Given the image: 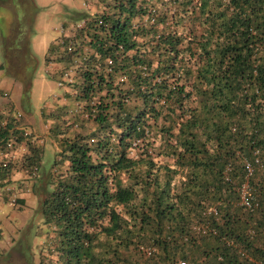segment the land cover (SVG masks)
I'll use <instances>...</instances> for the list:
<instances>
[{"label":"trees","instance_id":"16d2710c","mask_svg":"<svg viewBox=\"0 0 264 264\" xmlns=\"http://www.w3.org/2000/svg\"><path fill=\"white\" fill-rule=\"evenodd\" d=\"M94 1L64 24L56 59L61 88L81 93L50 128L55 172L68 169L40 178L41 140L0 112V150L22 154L0 159L7 201L24 205L14 174L37 181L48 264H264V0ZM103 9L110 29L95 35ZM74 113L97 130L72 136Z\"/></svg>","mask_w":264,"mask_h":264},{"label":"rangeland","instance_id":"374dc122","mask_svg":"<svg viewBox=\"0 0 264 264\" xmlns=\"http://www.w3.org/2000/svg\"><path fill=\"white\" fill-rule=\"evenodd\" d=\"M83 1L84 0H35L34 2V0H0V67L3 66L2 69L0 68V88H4V86H8L12 83L9 87L11 91L15 87L13 78L19 81L22 84L23 98L19 99L20 102L22 100V105L25 92L30 91L29 112L31 115H26V107L23 106V110L25 107L23 111L25 114L23 123L29 131L32 130L39 140H41L40 143L44 146V157L42 160V171L44 173H49L55 160H57L56 143L54 142L55 133H51L50 127L48 130L44 127L45 131L37 135L33 131V121L30 119V116H32L34 120L39 121L42 110L48 105L53 104L56 97L62 92V86L59 85L60 83L51 79L47 74L46 54L50 42L55 39L56 32L53 31V29L59 28V23L70 18L69 15L81 12ZM34 3H36V6ZM6 51L8 54H11V61L7 57L8 54L6 55ZM82 69H84V65ZM9 70L11 75L9 74ZM69 90H71L72 93L75 92L71 88ZM73 95L80 96L81 93H74ZM95 99L98 101L100 98L97 97ZM46 125L48 126V124ZM62 128L65 129L64 127ZM58 142L59 139H57V143ZM159 145L160 141H157L155 146L158 148ZM130 155L134 157L136 151L132 150ZM58 158L60 160L62 159L59 157V154ZM157 162L164 163L161 159L157 160ZM65 167L66 164L64 165V168ZM64 168L61 170L63 173L66 172ZM54 174L58 175L59 170L58 172L51 173L52 176ZM43 176L44 174L41 175V177ZM35 182L37 181L34 179V181L28 184L27 181L24 182L22 179L14 185L13 189L15 191L23 190L25 193L26 190L31 191L33 189ZM18 183L22 184L18 185ZM37 199V208L30 209L28 207L30 205L26 206L24 204L22 208L19 210L17 209V212H15V207L17 206H14L12 207L13 211L5 214V219L8 222L12 221L14 212L17 213L18 219L15 223L19 224L21 228L18 229L17 232H13L10 238L11 243H8L9 248L3 250V254L6 253L3 258H7L9 255L8 253H12L8 261L3 262L4 264H48L50 262L51 257L48 251H40V247L47 242V238H45L46 234H44L45 232L41 234L44 238H37L35 235L36 233L34 234L32 232V228H34L32 223L38 219L40 212V201L38 196ZM15 223L11 222L8 230L17 228L18 226H16ZM27 227L29 228L28 230H30L28 233L26 232L28 231ZM24 241L27 243L23 244L22 242ZM26 245L31 246L32 258L23 256V250Z\"/></svg>","mask_w":264,"mask_h":264},{"label":"crops","instance_id":"0c3cea01","mask_svg":"<svg viewBox=\"0 0 264 264\" xmlns=\"http://www.w3.org/2000/svg\"><path fill=\"white\" fill-rule=\"evenodd\" d=\"M34 2H35V0H34ZM94 2H95L94 0H84L82 3L81 12L84 11L85 13H87V12L92 11V9H96L97 5H95ZM34 4L36 6V3H34ZM77 14H79V12ZM74 15H69V17H72ZM65 23H66V25H67V23L71 24L72 21L70 20V18H67V19H65L59 23V28L53 29V31L56 32L55 33V39L52 42H50V45H49V48H48V51L46 54L47 74L51 79H54L56 82H57V77L55 76L56 70H60L62 68V63L60 61L56 60L57 57H59L58 54L62 50L59 41H60V38L63 36V34H68L67 30L63 29V27L65 28V25H64ZM49 30H51V29H49ZM0 68L2 69L3 66ZM13 80L15 83V87L13 90L10 91V88H9L12 83L8 86H4V88H1L9 94V97H7V98L0 97V110H7L8 106L14 105L16 107V110L18 109L21 112H23L25 110V109L24 110L22 109V107L24 105H22V100H21V102L19 100V99L23 98L22 84L19 81H16L14 78H13ZM33 82H34V80H33ZM33 82H32V87H33ZM69 89L66 90L65 88L64 89L61 88L62 92L60 95H58L56 97L53 104L48 105L45 109L42 110L41 115H40L41 118L39 121L34 120L33 117L30 116V119L33 121V123H32L33 124L32 125L33 131L37 135H39L40 132L45 131L44 127H46L47 130L49 127L51 128V130L53 128L58 130V131L61 130V128H62V126H61L62 122L61 121L66 119V117H65L66 112L68 110L69 111L74 110L76 108V106L79 104L77 101V96H74L73 95L74 93H72V91H70ZM26 112H27L26 115L30 114L29 111H26ZM23 114H24V112H23ZM47 114L50 115V119H51L50 123H46V118L48 117ZM74 115H75V119H73L72 121H74L75 125H74V128H71V131H70L72 133V136H74L76 134L92 135L97 130V125H95L93 122L87 121V119H86L87 114H84V113L75 114L74 113ZM46 124H48V126ZM56 132L57 131H54V133H56ZM51 133H53V132L51 131ZM56 138L58 139V136H55V140H54V142L56 143L55 145H56L57 160H58L59 159L58 154L60 152V148L58 146V143L56 142L57 141ZM65 164H66V167L64 168ZM68 166H69V162L64 161V163L61 164V166H59L58 169L61 168V170H62L64 168L67 171ZM55 170H56V168H54V166H53L51 168V170L49 171V173L55 172ZM59 173H62V172H59ZM42 174H44V176L46 178L48 173L42 172ZM12 177H13V180H16L15 183H17L19 181V179L21 178V177L18 178L17 174H14V176H12ZM40 178H41V176H40ZM43 181H44V179H43ZM35 186L37 187L38 184ZM28 189H29V187H28ZM34 189L35 188L33 187V189L31 191L26 190V192L23 193L22 196L20 197L21 200L24 201V204L26 206L30 205V206H28L30 209L37 208V200L38 199H37L36 193L34 192ZM6 193L7 192H3V190L0 189V254L3 253V250H5V249L7 250L9 248L8 243L9 244L11 243L10 238H11V235L13 234V232H17L18 229L21 228V227H19L20 226L19 224L15 223V221L18 219L17 218L18 215H17V213H15V212H17L18 207H15V212L13 214L12 221L7 222L5 219V214L13 211L12 207H14V205H12L11 203H9L7 201L8 195ZM39 208H40V206H39ZM36 221H34L32 223V225H34V228L31 227L32 232L34 234L36 233V230L39 231V229H36ZM11 222H14L15 225L18 227L15 229H12V230L11 229L8 230L9 224H11ZM28 229L29 228L27 227V230ZM26 232L28 233V232H30V230H28ZM37 238H39V237H37ZM24 242L27 243L26 241H24Z\"/></svg>","mask_w":264,"mask_h":264},{"label":"built area","instance_id":"2783aa9c","mask_svg":"<svg viewBox=\"0 0 264 264\" xmlns=\"http://www.w3.org/2000/svg\"><path fill=\"white\" fill-rule=\"evenodd\" d=\"M105 14H106L105 13V9H103L102 13L100 14L101 17L100 16L98 17L97 23L91 28V31H94L95 29L97 30L95 35H102L103 33H106L107 31H109V29H110L109 25H104L103 16ZM134 25H136V23ZM83 27H84V22H81V23L77 24V28L78 29H81ZM99 29H101V30H99ZM89 39H90V42H91V37L90 36L88 37V40ZM60 43L63 44L64 47L66 46L65 42H60ZM76 43H78V42H76ZM76 49H77V44H75V42L74 43H70L68 45L69 53H73L74 51H76ZM108 62L112 63L111 60H108ZM72 68L74 69V67H72ZM71 75H73L72 70H70L68 73H66L65 77H64L65 79H68V82L66 80L65 81L67 83H70V84L73 82V80L70 79ZM59 85L63 86L64 82H60ZM0 97L7 98V97H9V94L7 92H5L3 89L0 88ZM17 111L19 113H17ZM0 112L3 114L1 125L4 126L9 121H12L13 119L16 118L17 128L19 130H27V131H29L26 128L25 124L23 123L24 121H22V119H21L22 117L24 118V114L20 110H15V111L4 110V111H0ZM12 142H14V141H12ZM12 142L9 143V145H8L9 148L6 149V150H10V152H6V150H4V151L0 150V159H7V158L10 157V158H13L14 160L18 161V158L22 157V154L20 152L16 153V150L18 149L19 143H17V141L14 142V143H12ZM243 204L246 205L249 208H252V204H251V202L248 199V185L247 184H245L244 187H243ZM145 253L147 255H150L151 251H145ZM180 264H186V263H180Z\"/></svg>","mask_w":264,"mask_h":264}]
</instances>
